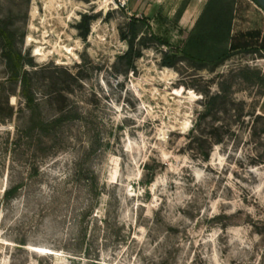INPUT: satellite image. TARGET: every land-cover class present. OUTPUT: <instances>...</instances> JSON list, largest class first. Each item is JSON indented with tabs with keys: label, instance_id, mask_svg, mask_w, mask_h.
Wrapping results in <instances>:
<instances>
[{
	"label": "rangeland",
	"instance_id": "1",
	"mask_svg": "<svg viewBox=\"0 0 264 264\" xmlns=\"http://www.w3.org/2000/svg\"><path fill=\"white\" fill-rule=\"evenodd\" d=\"M51 1L0 0L41 119L66 117L29 133L0 37V264H264V11L236 0L221 65L167 68L208 0Z\"/></svg>",
	"mask_w": 264,
	"mask_h": 264
},
{
	"label": "trees",
	"instance_id": "2",
	"mask_svg": "<svg viewBox=\"0 0 264 264\" xmlns=\"http://www.w3.org/2000/svg\"><path fill=\"white\" fill-rule=\"evenodd\" d=\"M252 1L257 5L255 0ZM187 7L188 3H185L177 13L176 21H180ZM235 7L236 0H208L202 14L190 31L182 49L178 52L169 51L163 54L162 66L167 68L173 67L180 59L179 55L197 65L217 67L224 63L232 55V52L237 50L234 48L233 42L235 41V37L234 34H232L233 23L235 21ZM93 20L94 17L92 16H81L76 29L79 31V36L83 40L88 38L91 22ZM129 26L131 35H123L122 38L128 43V50L124 58L130 66H133L134 60L142 57L141 51L135 49V41L138 37V33L144 26L147 27L148 25L144 20L132 18L130 19ZM248 36L257 39L260 37V34L250 33ZM0 37L7 38L4 57L8 62L11 78L13 81H18L21 78L24 99L28 108L31 110L32 116L30 120L31 124L28 129L29 133L31 134L38 131L41 134H51L59 130L65 122L66 117L61 116L51 122H45L41 119L39 107L35 104L33 94L29 90L30 74L28 71H23L25 60L21 53L13 51L10 43V35L1 27ZM156 40L161 46L169 47L167 41H162L160 39ZM248 50L249 49H247V51ZM30 64L32 65L31 62ZM254 74L258 75L259 73L255 72ZM208 107L209 105L205 106L206 111H208ZM10 193V191H6L7 196H9Z\"/></svg>",
	"mask_w": 264,
	"mask_h": 264
},
{
	"label": "bare ground",
	"instance_id": "3",
	"mask_svg": "<svg viewBox=\"0 0 264 264\" xmlns=\"http://www.w3.org/2000/svg\"><path fill=\"white\" fill-rule=\"evenodd\" d=\"M50 3H51V5H53V1H51L50 0ZM32 28V27H31ZM29 40H31V38H29ZM63 49V48H62ZM66 50V49H65ZM66 51H68V49L66 50ZM39 55H43V53H42V49H36V56H39ZM167 78V77H166ZM169 78V77H168ZM192 96H193V94L192 93H190L189 94V96L188 97H186V99H189V100H191L192 99ZM185 99V98H184ZM189 122H186L185 124H183L184 125V128H188L189 127ZM190 128V127H189Z\"/></svg>",
	"mask_w": 264,
	"mask_h": 264
},
{
	"label": "water",
	"instance_id": "4",
	"mask_svg": "<svg viewBox=\"0 0 264 264\" xmlns=\"http://www.w3.org/2000/svg\"><path fill=\"white\" fill-rule=\"evenodd\" d=\"M257 5L260 7L262 11H264V0H255Z\"/></svg>",
	"mask_w": 264,
	"mask_h": 264
},
{
	"label": "crops",
	"instance_id": "5",
	"mask_svg": "<svg viewBox=\"0 0 264 264\" xmlns=\"http://www.w3.org/2000/svg\"><path fill=\"white\" fill-rule=\"evenodd\" d=\"M187 13H188V9H186V11L184 12V14H183L182 18L180 19V21L181 20H185V18H187ZM235 22H236V20L234 21V24H235ZM234 24H233V27L235 26ZM232 34H234V29H233V33Z\"/></svg>",
	"mask_w": 264,
	"mask_h": 264
}]
</instances>
